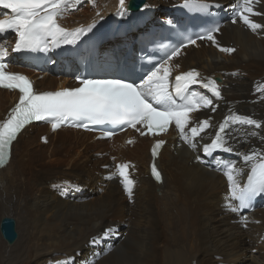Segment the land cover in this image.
<instances>
[{
  "label": "bare ground",
  "instance_id": "obj_1",
  "mask_svg": "<svg viewBox=\"0 0 264 264\" xmlns=\"http://www.w3.org/2000/svg\"><path fill=\"white\" fill-rule=\"evenodd\" d=\"M166 1L143 0L142 14H131L152 28L168 15L162 9L165 4L181 0ZM202 2L209 7L225 5L221 11L230 12L214 34L216 43L206 40L186 47L170 62L173 83L176 75L196 70L201 78L215 80L221 92L217 98L199 85L191 86L212 100L210 107L192 113V124L210 119L212 125L202 139L197 137L196 150L180 139L174 124L161 135L127 132L108 141L68 128L29 126L12 144L8 164L0 168V224L11 218L17 234L9 243L0 229V264H264V252L254 256L255 247L264 246V194L249 199L247 207L240 206L228 198L227 180L216 170L218 163L228 161L241 167V153L264 151V93L255 91L264 84V28L253 33L242 22L233 24L236 0ZM179 7L188 13L183 5ZM253 7L260 15L250 19L264 25V0ZM136 9L131 0H124L123 6L120 0H77L61 23L70 29L95 21L106 27L111 22L117 28L126 20L125 12ZM12 38L9 34L0 39L10 73L26 76L37 92L59 84L60 88L75 85L52 70L36 72L23 51L14 52V58L8 46ZM224 47L234 51H220ZM17 100L13 92L0 90V121ZM233 113L262 127L232 125L228 143L235 151L204 157L203 145L223 118ZM153 140L164 141L155 160L161 183L151 178L148 168ZM120 162L128 165L134 181L131 199L121 178L113 175ZM246 173L245 168L241 185ZM245 251L250 252L248 257ZM6 252L11 259L4 257Z\"/></svg>",
  "mask_w": 264,
  "mask_h": 264
},
{
  "label": "snow or ice",
  "instance_id": "obj_2",
  "mask_svg": "<svg viewBox=\"0 0 264 264\" xmlns=\"http://www.w3.org/2000/svg\"><path fill=\"white\" fill-rule=\"evenodd\" d=\"M76 2L77 0H0V8L10 10V15L0 19V34L8 31L15 33L13 52H46L49 44L54 47L60 44H74L85 30L77 28L70 31L62 27L58 20L72 10ZM258 2L259 0H236L232 23L242 22L253 33L264 28V25L250 19V16L260 15L253 7ZM120 4L123 6L124 0H120ZM183 7L207 11L209 5L202 0H184ZM120 14L123 15V11ZM219 31L218 26L212 27L195 39L189 38L181 47L195 45L197 40H208L215 44L214 34ZM181 47L173 49L167 59L148 71L139 84L122 79L78 78L79 87L43 93H36L26 76L6 71L9 66L4 61L7 50L0 47V88L19 92L18 102L10 109L7 117L0 121V168L6 166L9 161L13 141L32 121L48 122L53 131L61 126L83 127L86 130L91 125L128 126L139 131L141 136L145 135L141 129L146 128L149 133L159 134L166 132L169 126L174 124L180 139L196 150L197 137L202 139L201 134L212 125L210 119L192 124V113L210 107L212 100L193 91L191 86L199 85L217 98L221 96V92L215 80L201 78L196 70L176 75L174 83L170 81V62L180 54ZM220 51L231 53L234 49L224 47L220 48ZM255 91L264 93V84L257 85ZM212 111H215V108H212ZM234 124L262 127L251 118L231 114L219 124L211 142L203 145L206 156L211 157L217 152L235 151L228 143L231 138L230 129ZM113 134L112 131L102 133L104 137H111ZM250 135L254 136L255 133ZM163 143V140H159L153 146L154 158ZM240 159L243 161L241 167L228 161L218 163L216 170L222 171L227 180L228 198L239 201L240 206L247 207L249 199L264 194V151L252 149L241 153ZM245 168L247 179L241 185L239 177L244 174ZM151 174L157 181L161 180V174L155 164L152 165ZM113 175L121 178L124 191L131 199L134 181L129 178L128 165L117 164ZM108 178L111 179L112 176ZM229 207L231 208L230 205Z\"/></svg>",
  "mask_w": 264,
  "mask_h": 264
},
{
  "label": "water",
  "instance_id": "obj_3",
  "mask_svg": "<svg viewBox=\"0 0 264 264\" xmlns=\"http://www.w3.org/2000/svg\"><path fill=\"white\" fill-rule=\"evenodd\" d=\"M142 4L143 0H131V5L134 8L138 9ZM0 229L7 242L11 243L17 238V234L14 231V221L11 218H4L0 224Z\"/></svg>",
  "mask_w": 264,
  "mask_h": 264
},
{
  "label": "rangeland",
  "instance_id": "obj_4",
  "mask_svg": "<svg viewBox=\"0 0 264 264\" xmlns=\"http://www.w3.org/2000/svg\"><path fill=\"white\" fill-rule=\"evenodd\" d=\"M170 1H171V0H167L166 2L169 3ZM208 3H209V2H208ZM211 3L214 5L216 2H211ZM173 5H174V4H173ZM171 6H172V5L167 6V5L165 4V5L162 7V9H167V8H170ZM224 7H225V5H224ZM224 7L221 9L222 11H224ZM135 20H136V19H135ZM157 21H159V20H156L153 24H157V23H156ZM114 22L117 23V22H119V21H117V20L114 21V20H113V23H114ZM124 39H125V38H124ZM134 173H135V172H134ZM245 212H246V213H252V212H250L249 210H246ZM244 217H245V216H244ZM245 224H246V222H245ZM1 247H2V246H0V248H1ZM5 247H6V246H4V250H5ZM263 247H264V246H263ZM263 247H262V246H260V247H259V246H256V247H255L256 250L258 249L256 252H258V253H255L254 256L257 257L258 254H259V252H264ZM260 248H262V249H260ZM10 249H12V248H10ZM2 250H3V249H2ZM259 250H260V251H259ZM2 252H3V251H2ZM9 252L11 253L12 250H9ZM9 252H8V253H9ZM3 253H4V252H3ZM3 253H2V255H3ZM6 253H7V252H6ZM6 253H5V256H4V257L7 258V259H11V257L9 256V254H8V253L6 254ZM248 253L250 254V252L245 251V252H244V255H246V256L248 257V256H249ZM6 255H7V256H6ZM239 258H242V254L240 255ZM239 260H240V259H239ZM58 263H59V262H58Z\"/></svg>",
  "mask_w": 264,
  "mask_h": 264
}]
</instances>
